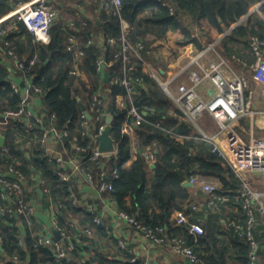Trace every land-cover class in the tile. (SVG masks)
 <instances>
[{
	"label": "trees",
	"instance_id": "16d2710c",
	"mask_svg": "<svg viewBox=\"0 0 264 264\" xmlns=\"http://www.w3.org/2000/svg\"><path fill=\"white\" fill-rule=\"evenodd\" d=\"M164 1L166 6L159 0H123L121 16L131 25V40L134 43L143 41L146 48L152 51V55L149 57L146 55V57L157 68L165 69L167 63L162 59H167L168 49H172V55L178 57L190 44L202 48L203 43L219 38L262 0ZM13 5L9 0H0V17L9 12ZM171 7L175 9L174 14L171 13ZM261 11L264 14V6ZM77 21L76 28L71 30L69 27H63L62 18L56 21L51 30V41L47 44L35 42L33 35L22 22L19 23L16 31L10 33V39L19 38L16 43L14 41V47L20 56L28 58L36 56L38 58V63L32 67L28 66L27 71L28 76L33 78V83L46 91L43 100L45 113L48 116L51 113H56L58 116L57 125L60 128H69L73 132L79 128L82 109L78 99L82 97V100L89 99L90 101V98L85 95V91L89 89L85 90L87 83L84 80L72 74L73 58L67 52L66 46L72 33H80L81 37H84V42L94 39V44L90 46H84L81 42L86 51V55L81 61L82 69L95 89L99 86L100 78L97 67L100 60L106 63V68L110 70L112 78L131 77L141 80L140 94L136 97L135 103L152 108L153 112H148L144 123L137 129L140 149L143 152L150 148L156 152L157 157L155 175L151 184H149V167L141 153L130 166H126L132 158L130 138L123 130V124L128 120V113L126 109L117 108L116 97L125 95L127 91L125 87L111 83L108 85L106 106L114 117L112 135L116 143V151L109 161L108 167L113 170L118 169L119 178L114 180V191L106 194L105 197L112 199L119 211L129 213L140 224L148 228L162 227L169 237H181L186 239L189 245L196 244L206 247L208 254L203 257L206 264H250L249 242L236 235L237 233L230 234L235 250L231 256H227L223 240L219 239L213 231L215 224L210 223L203 227L204 235L197 238L190 233L189 225L176 223L173 225L171 223L175 211L188 214L191 222H194L192 215L196 212L192 210L190 204L187 205V208L185 207L192 198V191L191 188L184 185V181L191 175L218 179L223 186L220 191L231 199L235 193L228 194L227 190L236 191V187L239 186V179L232 167L218 153H213L204 142L193 138H180V136L189 137L191 135L192 125L170 115V111L175 109L172 100L162 90L158 82L144 70L143 62L135 60L137 68L129 72L123 59L116 58L119 46L111 47L107 41L111 37L119 40L122 34V20L119 16L106 12L100 14L97 11L95 19H87L85 25L82 21ZM100 32L105 35L104 47L95 37ZM148 33L154 34L157 39L155 41L146 40L145 36ZM254 36L264 39V19L261 16H250L246 23L232 30L222 40L221 50L229 59L236 56L247 58L250 63H253L255 57L250 47V39ZM3 58L0 55V119H3L1 116L4 112L18 109L22 102V98L13 92L11 80L14 74L6 66ZM20 74L19 72L18 76ZM102 83L105 84V82ZM9 121V128L4 132V135L10 153L8 155L0 154V164H5L7 167L13 166L28 177L32 175V168H34L32 165L44 172L52 183V194L65 196L66 200L62 201L64 207L58 214V220L65 226L69 237L73 238L75 231L66 223L68 211L73 212V215L80 213L76 220L77 226L80 228L95 227V238L97 236L106 238V225L104 223L97 225L94 222L93 213L72 203L69 197V188L72 183L60 180L54 171L53 165L55 164L50 165L46 159H38L42 156L40 151L35 152L31 157H27L21 152L16 144L15 134H19L18 138L26 142L34 138V136L26 134L25 123L14 119H9ZM90 142L89 139H86L82 145L87 147ZM67 144L69 148L72 147L70 142ZM91 154L90 150L88 157L82 160L90 163L89 170L98 173L94 165L89 162ZM54 196L55 202H58ZM99 203L101 204L100 201ZM238 209L245 218L244 226L247 217L241 202ZM204 210H208V208L205 207ZM8 220L13 224L15 221V225L7 226V219L0 217V234L5 237L3 248L9 255L20 252L21 258L17 263L9 262L7 264H25L28 259H30V264L41 262L78 264L75 259L80 258L79 250L90 251L87 246L80 248L77 245L71 252L73 257L71 254L68 259L59 260L50 246H35L40 235L34 236L32 232H29L26 237L29 251L23 252L18 246L15 228L16 223L22 221L26 224L27 220L22 214ZM82 228L81 230H83ZM81 236L84 240L87 235L81 232ZM124 254L126 255V253ZM126 258L130 259L128 255ZM101 259L103 264H131L130 261H108L105 255Z\"/></svg>",
	"mask_w": 264,
	"mask_h": 264
},
{
	"label": "built area",
	"instance_id": "2783aa9c",
	"mask_svg": "<svg viewBox=\"0 0 264 264\" xmlns=\"http://www.w3.org/2000/svg\"><path fill=\"white\" fill-rule=\"evenodd\" d=\"M15 5V9L8 15L0 17V51L3 52L6 64L14 74L11 80V87L14 94L22 98V102L18 109L8 110L2 114L0 119V135L7 131L10 125L9 119L22 121L26 125V134L34 136L32 140L26 142L19 139L15 134L16 144L27 157L34 154L30 151V144L37 145L43 151L42 158L48 163L58 166L57 176L61 181L66 183H79V180H85V183L93 187L98 197L105 200V195L114 191V180L119 178L118 169H110L109 161L115 155V152H102L99 150V137L106 128L108 117V109L106 106V98L108 88L102 85L105 77L106 63L100 60L97 71L100 80L99 88H90L91 98L87 111L82 110L81 127L78 134L71 133L66 128H59L57 125L58 116L51 113L49 116L44 111V96L46 91L33 83V78L28 76V66L32 67L38 63V58L20 56L14 47L13 41L10 39V33L18 29L19 23L25 24L27 29L34 37L35 42L47 44L51 39V30L56 21L60 18V10L52 0H9ZM93 3H100L102 12L108 14L113 13L122 20V34L119 40L115 38L108 39V45L114 47L119 46V52L116 58L121 57L126 65L127 71H134L137 68L135 60L143 62L144 70L150 74L162 88V90L170 97V99L178 106L182 112L184 119L193 124L201 131V140L211 145L213 153L229 161L234 167L236 174L240 177L237 199L242 204L243 210L247 217L246 224H235V230L238 236L245 238L250 245V264L258 262V246L255 238V227L260 223L264 225V192L258 191L252 187L250 180L244 174H258L264 178V142L256 144H247L241 135L234 129L235 124L241 118L255 114L254 110V92L248 91L249 80L243 74H240L231 65L229 60L220 51V43L229 35L228 29L219 38L213 41L203 43L202 49L196 54L189 56L187 61L176 72L169 76L163 75L162 70L155 67L146 55H152V51L147 49L144 42L134 43L131 36V25L122 18L123 0H91ZM164 3V0H159ZM254 11L243 16L238 20L236 27L242 25L245 20L253 15V12L260 11L264 6V0L255 5ZM77 18L86 17L85 10L82 6H76L72 12ZM171 13H175V9L171 7ZM87 22H83L85 25ZM74 27H75V23ZM72 24V25H73ZM94 39L87 41V46L93 45ZM195 45V44H194ZM196 46V45H195ZM251 49L256 57L255 61L246 66H250L255 78L264 85V39L260 37H252L250 39ZM67 51L73 58L72 74L77 77H86L85 71L82 69L81 61L86 55L85 49L81 46L78 39L71 35L67 45ZM21 73L18 76V73ZM21 80L22 83L18 82ZM139 78L125 77L123 79L114 78L111 83L126 88L125 95L116 97V106L118 109H126L128 120L125 125V132L132 134L136 128L141 126L145 121V116L152 108H148L135 103L136 97L140 94ZM213 84V94L210 99H205L200 88L206 83ZM87 87V88H88ZM88 113V114H87ZM208 113L216 120L220 131L228 133L227 148L228 152L222 150L214 138L209 137L203 132L199 126L201 117ZM4 115H6L4 117ZM89 115V116H88ZM90 139L89 146H83V142ZM68 142L71 143L70 159H66L61 152H56V147H66ZM1 155L10 153L6 143L0 147ZM89 156V162L94 165L98 171L87 169L83 164V158ZM132 157L142 154L147 163H152L156 159V154L151 149L142 152L139 141H136L131 148ZM128 166V163L126 164ZM14 174L15 178L11 179L8 175ZM192 186L207 195L205 207L208 210H220L223 205L227 204L231 199L227 194L220 191L218 185L208 182L204 176L191 175L188 180ZM80 184V183H79ZM48 179L40 174H32L30 177L22 173L21 170L9 166L5 171L0 170V217L7 219L22 214L30 217L28 223L32 225L36 215V207L26 202L25 194L27 186L31 190L41 189L44 193L49 192ZM82 193V187L79 188ZM70 199L75 206H81L80 194L70 189ZM106 201H104L105 203ZM194 212L201 210L200 205L192 206ZM90 212L95 215L94 222L97 225L103 224L102 216L98 215L96 206L90 208ZM122 222L128 227L140 231L147 239V244L154 248H163L171 246L175 255L181 257L187 264H206L203 257L199 255L192 245H189L186 239L181 237H169L164 228L156 229L148 228L140 224L135 217L124 211H118L113 216V222ZM11 221L8 220V223ZM73 226V223H67ZM176 224L189 225L190 233L195 237L204 235L203 227L195 222H191L188 214L182 212L177 218ZM54 228L61 234L62 239L56 240L51 234L39 236L37 245L50 246L56 253L59 260L68 259L71 252L78 246L84 247L86 244L81 235L69 237L66 228L57 222ZM92 235V230H86ZM110 233V231L108 230ZM37 235L36 233H34ZM0 241L2 237L0 236ZM119 248L125 251L131 257L132 264H148L140 263L138 255L124 242L120 241ZM17 259V258H16ZM43 264V263H42Z\"/></svg>",
	"mask_w": 264,
	"mask_h": 264
},
{
	"label": "crops",
	"instance_id": "0c3cea01",
	"mask_svg": "<svg viewBox=\"0 0 264 264\" xmlns=\"http://www.w3.org/2000/svg\"><path fill=\"white\" fill-rule=\"evenodd\" d=\"M73 1L74 0H54V2L58 5V8H59V10H61V12H65L66 9L68 10V7H70V5L73 4ZM85 1H87V0H85ZM73 5L71 6V7H73L71 10V13L73 12L74 7L82 6L85 10L86 20L91 19V18L95 19L97 11L100 14L102 13L101 4L100 3H93L91 0H88L87 4H85L83 0H75ZM94 8H95V11H94ZM14 9H15V5H13L12 9L9 12H7L5 15H8ZM248 18L245 20L244 23L247 22ZM62 19L64 21L63 27L64 28L69 27L70 30H71V27L74 26L73 23H75V27H76V24L78 22L76 20L73 22H70V21L66 22V20L64 18H62ZM236 27H231L229 29L230 30L229 34ZM71 35L75 36L78 39V41L80 42L82 47H83V44H84V46L87 45L88 40L84 42V40H83L84 37H81L80 33L79 34L72 33V34H70V36ZM95 37L98 38L97 41L99 42V44L104 47V45L106 43L105 38H104L105 35H103V33L100 32V33L96 34ZM145 39L146 40H155L157 38L154 34L148 33V34H146ZM18 40H19V38L16 37V38H13L12 41H13V43H14V41L16 43V41H18ZM50 41H51V39H50ZM15 43H14V45H15ZM191 45H194V44H191ZM220 45H221V43H220ZM197 48H198V46H196V49ZM252 53H253V51H252ZM0 55L4 57V54L1 51H0ZM253 55H254V53H253ZM254 57H255V55H254ZM3 59L5 60V57ZM255 59H256V57H255ZM228 60L231 63V65L236 69V71H238L240 74H243L244 76L247 77V79L249 80V91L254 92L255 114L241 118L239 121L236 122L234 129L241 135V137L244 139V141L249 145L256 144L257 142H264V85L261 84L255 78L253 71L250 69V66L245 65L246 63L248 65L252 64L249 62V60L247 58L245 59V58H239V57L234 56L232 59H228ZM5 63H6V61H5ZM6 66L8 67L9 65L6 64ZM9 70H10V68H9ZM72 70H73V68H72ZM105 72L110 73V70L108 68H106ZM81 79L84 80L86 83H90V80L88 79L87 75H86V77L85 76L81 77ZM113 79L114 78H112V76H111L110 81L106 82L105 77H104L105 84H103L102 86L105 89L108 88L109 87L108 85L111 84V80H113ZM18 82L22 83L21 80H18ZM88 85H92V84H88ZM99 86H101V85H99ZM99 86L97 87V89L99 88ZM87 87L85 90H88V89L89 90L85 91V95L88 98H91L90 88L89 87L87 88ZM213 88H214L213 84L208 82L200 88V92L205 99H210L212 94H213V91H212V90H214ZM107 95H108V92H107ZM78 100L80 102V106H81V104H84L87 107L90 104L89 99H87V101H86V99L82 100V97L81 98L79 97ZM172 103H173V101H172ZM173 105H174V103H173ZM81 109H82V106H81ZM108 112H109V110H108ZM170 115L175 117V118L178 117L182 121L188 122L184 119V116H183V114L179 108L177 109L175 107V110L172 109L170 111ZM208 116L211 118L212 122L210 123V122L206 121L205 123H203V122L201 123V120L204 117V115H203L201 117V119L199 120V126H200L201 130L203 132H205L207 135H209V137L214 138L215 142L217 143V145L222 150H224L225 152H228V148H227V136H228L227 134L228 133L221 132L216 120L213 119L209 114H208ZM126 123H127V121L124 122V124H123L124 132H125L124 127H125ZM191 125H192L191 135L189 137L180 136V138H182V139L193 138V139L202 141L200 138L201 137V131L199 129H197L193 124H191ZM80 127H81V125L74 132L71 131L69 128H66V129L72 135V133L78 134L80 131ZM207 128H208V130H207ZM137 129L138 128H136V130H134V132L132 134H127L125 132L130 138L131 148L134 146L136 141H139ZM202 142H204L209 147L211 146L205 141H202ZM5 143H6V140H5ZM30 149H31L30 151L32 152V154H34L37 151H40L43 154V151L38 146H36V147L32 146V147H30ZM147 149H150V148H147ZM147 149H145V150H147ZM21 152L23 153V151H21ZM56 152L63 153L65 155L66 159H70L72 157L71 154L73 153L71 151V148L68 147V145L66 147H61L58 145L56 147ZM154 153L156 154V152H154ZM23 154H25V153H23ZM137 157L133 156L131 158V160L128 162V166H130L133 163V161L137 159ZM39 158L42 159V156L38 157V159ZM156 162H157V157H156L155 161L152 163L146 162V164L149 167V170H148V173L150 175L149 184H151L153 177L155 175ZM227 162L229 163V165L232 167L233 171L235 172L234 167L231 165V163L229 161H227ZM82 164L87 169L90 168L88 166L90 163L82 162ZM50 165H53V164H50ZM53 166H54V171L57 172L58 166H55V165H53ZM32 167H34V168H32V174L37 173V174H40L42 177L47 178V176L44 174L43 171H41L40 169H36L34 165H32ZM6 169H7V165L0 164V170L5 171ZM235 174H236V172H235ZM236 176L239 179V184H240V177L237 174H236ZM244 176L250 180L252 187L254 189L261 191V192H264V178L263 177H261L258 174H244ZM204 177L208 182L218 185L220 189L223 187L221 182L218 179H216L214 177H208V176H204ZM47 179H48V183H49L48 186L50 188L49 192H47V193H44V191H42L41 189L31 190V188L29 186H27V192L25 194V200H26V202L33 204L36 207V215L34 217H32V219H33L32 225H29V223H28V221L30 219V217H28V216H25V219L27 220L26 224H24V222H22V221L16 223V228H15L16 229V231H15L16 238L18 240V246L20 249L23 250V252L29 251L28 246L26 244L27 243L26 237H27V234L29 232L30 233L32 232V235H34V236L51 234L55 237L54 231L55 230L58 231L57 229L54 228V223L57 221L59 223L58 214L61 213L62 208L64 207V205H62V201L66 200V199H65V196L63 194L62 195L57 194L56 196H54V194H52V191H53L51 189L52 183L49 180V178H47ZM187 180L184 181V185H185V183H188ZM79 181H80L79 182L80 184L75 182L71 185V187L69 188V192H70V189H73L76 191V193L80 194L79 200H80L81 206H78V207H81V208L84 207V208L88 209L89 211H90V208L92 206L97 207L98 215L102 216L103 223L106 225L107 237L106 238H100L97 236V238H95V233H96V230L94 229L95 227L91 228L89 226H85L84 228L81 227L83 229V230H81V228L79 226H77L78 222L76 221L77 218L80 216V213L73 215V212L68 211L67 216H66V223H69V222L73 223V226H70V228L75 231L76 235H81V232H83L84 234L87 235L86 237H84L85 239L83 241L86 244L85 246L90 248V251L79 250L78 253L80 254V258L75 259L76 263H78V264H103L101 261L102 260L101 257H103V255H105V257L108 261L109 260H112V261L121 260V261H125V262L130 261V263H131V257L125 251H122L119 248V243H120V241H122L126 245H128L131 249L134 250V252L139 257L140 263L147 262L148 264H187L184 259H182L181 257H179L173 253L170 245L163 247V248H154V247L147 244V239L145 238V236L140 231L133 229L131 227H128L126 224H124L122 222H119V221L113 222V216L115 215L116 212L119 211L116 203L113 202L112 199H108L106 197L104 198L105 200H101L98 197L97 193L95 192V189H93V187H91L90 185L86 184L85 180L84 181L79 180ZM80 187H82V189H83L82 193L79 191ZM188 187L191 188L192 198L188 201V203H186L185 207L187 208V205H189V204L191 207L195 204H198L201 207V210L199 212H196L192 215L194 217L193 218L194 222L200 224L202 227H205L206 225H208L210 223L215 224L216 226L214 227L213 231L215 232L216 236L219 239L223 240V243L225 244V248L227 250V256H231L235 250V248H234L235 246L232 243L230 234L236 233L235 224L243 225L245 223V218H243V216L241 215V212L238 209V205L240 203L239 199H237L239 186L236 187V191L227 190L228 194H234L235 193L232 196L231 201H229L227 204L223 205L220 210H211V211L210 210H204V208H205L204 204L206 203L207 198H208L207 195L192 185H190ZM53 196L55 197V199L58 202H55ZM99 201L101 202L102 205L99 203ZM104 201H106V202L104 203ZM0 202H1V197H0ZM180 213H182V211H175L174 214L172 215L171 223L173 225L177 222V218L179 217ZM16 216H18V215H16ZM94 217H95V215H94ZM3 218H5V217H2V219ZM7 221H8V219H7ZM7 221H6L7 226L11 227V226L15 225V221H14V224H13V222L8 223ZM60 225H62V224H60ZM62 226H64V225H62ZM88 229L92 230V235L87 233L86 230H88ZM108 230L110 231V233L108 232ZM34 233H36L37 235H35ZM236 235H238V234H236ZM0 236L2 237V241H0V264H7L9 262H12V263L16 262L17 263L18 261H20V258H21L20 252H15L12 255H9L5 252V250L3 248L5 237L3 234H0ZM255 238H256V241L258 243L257 244V246H258V262H257V264H264V225H262L261 223L255 227ZM36 245H37V242H36L35 246ZM193 246H194L195 250H196V248H198V250H196V252L199 255H201V257H204L205 255L208 254V250L206 249V247L199 246L196 244ZM124 253H126V255H128L130 257V259L126 258V255ZM249 253H250V250H249ZM73 256L74 255L72 254L71 257H73ZM249 260H250V257H249ZM29 261H30V259H28L25 264H30ZM42 263L46 264L44 262H41L39 264H42ZM47 264H49V263H47ZM106 264H110V263H106Z\"/></svg>",
	"mask_w": 264,
	"mask_h": 264
},
{
	"label": "rangeland",
	"instance_id": "374dc122",
	"mask_svg": "<svg viewBox=\"0 0 264 264\" xmlns=\"http://www.w3.org/2000/svg\"><path fill=\"white\" fill-rule=\"evenodd\" d=\"M54 1V0H52ZM85 4L88 3V0L85 1L83 0ZM75 0L73 1V4H74ZM56 4V3H55ZM72 4V5H73ZM57 5V4H56ZM72 5H70V7H68V10L66 9L65 12H61L60 10V18H64L66 20V22L70 21V22H73V21H82V22H86V17L84 18H77L76 15H74L73 13H71V10L73 7H71ZM58 6V5H57ZM74 6V5H73ZM256 6H254L253 8H251L250 12L254 11ZM249 12V13H250ZM251 16H261L263 19H264V14L263 12L260 10V11H256V12H253V15ZM60 18L58 20H60ZM235 25V24H234ZM76 27H71V29H75ZM156 40V39H155ZM153 40V41H155ZM199 48V47H198ZM196 49V46L194 45H189L185 51H183L178 57H175L174 55H172V49H168L167 51V59H162L163 62L167 63V66L165 65V69L164 68H158L160 70H162L164 72V76L167 75L169 76L171 73L173 72H176L180 67H182L187 61H189V56L191 55H196L202 48H199V49ZM199 50V51H198ZM220 51L222 52L221 50V45H220ZM68 52V51H67ZM69 53V52H68ZM223 53V52H222ZM224 54V53H223ZM224 56L229 59L225 54ZM150 61V60H149ZM153 65L154 63L152 61H150ZM155 66V65H154ZM156 67V66H155ZM91 83V82H90ZM92 84V83H91ZM94 88V87H93ZM249 91V87L247 88V92ZM174 103V102H173ZM175 107L178 109V106L174 103ZM173 110H175L173 108ZM109 114V113H108ZM206 121L208 122H212L211 118L208 116L207 113L204 114V117L203 119L201 120V123H205ZM208 130V128H207ZM4 135V134H3ZM19 135V134H17ZM36 147L37 145H32L30 144L29 147ZM78 194V193H77ZM79 195V194H78Z\"/></svg>",
	"mask_w": 264,
	"mask_h": 264
},
{
	"label": "water",
	"instance_id": "95a60500",
	"mask_svg": "<svg viewBox=\"0 0 264 264\" xmlns=\"http://www.w3.org/2000/svg\"><path fill=\"white\" fill-rule=\"evenodd\" d=\"M162 73L164 74L163 71H162ZM110 78H111V74L109 72H107L105 74V81L109 82ZM81 106H82V109L84 111H87V107L84 104H81ZM5 116L6 115H4V117ZM113 121H114V117L111 113V110H109V115H108L107 121H106V128H105L104 132L102 133V135H100V137H99V150L102 152H115L116 151V143H115V140H114L113 135H112ZM5 140H6V137L4 135H0V147H3L5 145ZM8 176L10 178H15L14 174H9ZM190 185H191L190 183H185V186H187V187ZM54 235H55L57 240L62 239L61 234L56 230L54 231Z\"/></svg>",
	"mask_w": 264,
	"mask_h": 264
}]
</instances>
